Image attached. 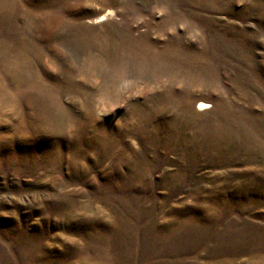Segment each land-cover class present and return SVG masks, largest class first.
I'll return each mask as SVG.
<instances>
[{"label":"rangeland","instance_id":"rangeland-1","mask_svg":"<svg viewBox=\"0 0 264 264\" xmlns=\"http://www.w3.org/2000/svg\"><path fill=\"white\" fill-rule=\"evenodd\" d=\"M0 78V264H264V0H0Z\"/></svg>","mask_w":264,"mask_h":264},{"label":"bare ground","instance_id":"bare-ground-1","mask_svg":"<svg viewBox=\"0 0 264 264\" xmlns=\"http://www.w3.org/2000/svg\"><path fill=\"white\" fill-rule=\"evenodd\" d=\"M109 14H110V11H108V13L106 15H109ZM106 15H104V16H106ZM0 79L3 80L2 82H4L5 86H6V83L9 86L10 89H8L7 87L6 88L10 92V96H11L13 103H17L18 101H20L19 102V104H20V103H22L21 101L26 99L24 101V102H26L29 98L34 100L39 105L43 104L42 102H40L42 99L44 101L50 100V101L56 103V101H53L54 98H53V95H51L50 89L48 90L46 88L47 85L45 86L44 89H42V88H38V86L41 83H38L36 85L35 84L18 85L15 83V80H9L6 78H0ZM28 92H31L32 96L27 95ZM205 109H206V104L198 103V110H205ZM18 119H19V122H17V124L12 127V130H11L12 134L9 136V137H11V140L6 141V142H2V143L0 142V149H6L8 152L11 153L12 148H13V146H12L13 144L11 143V141H14V140H19L24 145L27 143V139L28 140H34V143H37L36 138H34L33 136L40 132L38 126H35L33 122H28L25 119L23 114H20ZM52 129H54V128L50 129L48 127V133H51L50 130H52ZM44 130L46 131L47 128H44ZM58 131H60V129L57 130V134H58ZM44 155H45V151L40 150L39 156L44 157ZM74 165H75L74 161L71 162V166H74Z\"/></svg>","mask_w":264,"mask_h":264}]
</instances>
